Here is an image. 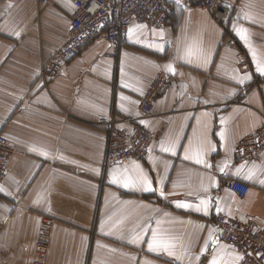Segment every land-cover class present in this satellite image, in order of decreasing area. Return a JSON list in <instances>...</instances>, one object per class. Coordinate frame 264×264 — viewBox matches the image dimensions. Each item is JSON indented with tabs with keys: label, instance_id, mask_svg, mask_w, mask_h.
Masks as SVG:
<instances>
[{
	"label": "crops",
	"instance_id": "1",
	"mask_svg": "<svg viewBox=\"0 0 264 264\" xmlns=\"http://www.w3.org/2000/svg\"><path fill=\"white\" fill-rule=\"evenodd\" d=\"M227 5L219 24L205 10L170 0L166 25L133 24L121 47L90 43L47 82L39 63L64 42L73 3L0 5V135L16 149L0 183V264H34L43 218L55 221L44 264L243 263L214 218L264 226V152L235 158L237 144L263 123L255 82L264 81V0ZM239 50L249 70L238 66ZM159 74L169 87L143 122L153 136L148 158L107 166L103 124L114 119L130 129L127 121L138 118L139 99ZM233 179L247 185L244 197L226 187ZM154 234L170 247L150 249Z\"/></svg>",
	"mask_w": 264,
	"mask_h": 264
},
{
	"label": "built area",
	"instance_id": "2",
	"mask_svg": "<svg viewBox=\"0 0 264 264\" xmlns=\"http://www.w3.org/2000/svg\"><path fill=\"white\" fill-rule=\"evenodd\" d=\"M14 0H0V5ZM46 3L47 0H36ZM74 12L64 42L47 58L39 63L38 77L50 81L58 76L63 65L84 46L105 41L111 47H121L129 43V29L133 24L148 29H158L168 22L167 4L170 0H70ZM193 7L207 11L216 23H223L229 16L227 0H183ZM228 45L235 46L233 39ZM115 58V54L107 55ZM236 62L241 69L249 70L251 63L247 55L239 50ZM169 87L168 78L159 74L138 102L139 116L127 121L130 129L120 128L119 122L110 119L103 124L107 134L105 161L107 166L126 161L143 162L151 149L153 136L143 125L154 117V102ZM255 87L264 103V81L257 80ZM264 152V109L261 127L246 135L235 149V158L240 162L258 158ZM16 154L12 143L0 135V183L10 173V164ZM226 187L238 197L248 193L247 185L238 180H230ZM55 221L43 218L40 222L34 245V264H44L49 253ZM214 223L221 232L222 239L244 255L242 264H264V226L248 220L241 222L224 216H215ZM0 222V235L3 230Z\"/></svg>",
	"mask_w": 264,
	"mask_h": 264
},
{
	"label": "snow or ice",
	"instance_id": "3",
	"mask_svg": "<svg viewBox=\"0 0 264 264\" xmlns=\"http://www.w3.org/2000/svg\"><path fill=\"white\" fill-rule=\"evenodd\" d=\"M131 33H132V30L129 29V35H131ZM240 35H241V38L243 39L244 38L243 37V31H241ZM168 67H169V70H171V66H168ZM258 71L261 74H264V66H258ZM200 162L201 161L199 159H197V163H200ZM112 182L115 183L116 181L113 180ZM130 183H131L130 180H126L125 183H124V186L128 187ZM142 184H143V187H144L145 190H151L150 189V185L148 184V181L146 179L142 178ZM201 204L204 205V211H205V213H207V202L206 201H201ZM178 206L188 207V205H186V204L178 205ZM197 210L198 211L200 210L199 207L197 208ZM154 244H156L157 246L163 247L165 250H167L170 247V245L168 243H166V242H158V241H156L155 234L153 236V241L149 243V248L151 249ZM211 264H219V261L216 258H213L212 261H211Z\"/></svg>",
	"mask_w": 264,
	"mask_h": 264
},
{
	"label": "rangeland",
	"instance_id": "4",
	"mask_svg": "<svg viewBox=\"0 0 264 264\" xmlns=\"http://www.w3.org/2000/svg\"><path fill=\"white\" fill-rule=\"evenodd\" d=\"M249 59V58H248ZM250 61V60H249Z\"/></svg>",
	"mask_w": 264,
	"mask_h": 264
}]
</instances>
